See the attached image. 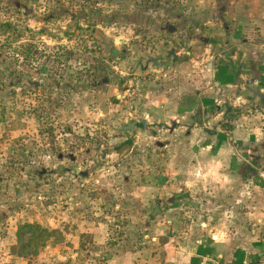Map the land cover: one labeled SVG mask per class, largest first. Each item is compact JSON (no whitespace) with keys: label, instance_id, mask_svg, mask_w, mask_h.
<instances>
[{"label":"rangeland","instance_id":"rangeland-1","mask_svg":"<svg viewBox=\"0 0 264 264\" xmlns=\"http://www.w3.org/2000/svg\"><path fill=\"white\" fill-rule=\"evenodd\" d=\"M233 1L0 0V264H108L112 242L140 246L145 218L132 213L124 199L140 195L143 187L131 182L143 180L148 163L158 162V149L153 139L147 144L143 131L129 154V133L121 126L144 106L139 91L148 82L170 91L175 101L189 99L180 87L200 84L207 104L243 107L248 118L259 115L263 122L264 113L253 115V101L237 98L242 81L236 84L228 74L217 82L205 68L209 60L213 65L212 53L224 58L238 51L237 19L224 24ZM223 27L234 37L220 43L223 52L202 42L216 34L224 40ZM244 31L254 36L253 28ZM184 55L201 63L192 62L191 72ZM216 60L214 67H224L233 59ZM158 64L162 69L154 73ZM195 96L191 100L204 105ZM183 116L179 125L192 122ZM239 120L234 116L233 126ZM221 121L222 116L214 128L223 130ZM148 127L159 125L153 121ZM165 133L158 137L161 148ZM148 146L155 152L147 157ZM161 168L168 170L163 163ZM183 209L191 215L192 202ZM24 223L57 229L61 241L50 237L34 254H11Z\"/></svg>","mask_w":264,"mask_h":264},{"label":"crops","instance_id":"crops-1","mask_svg":"<svg viewBox=\"0 0 264 264\" xmlns=\"http://www.w3.org/2000/svg\"><path fill=\"white\" fill-rule=\"evenodd\" d=\"M233 5L234 10L226 14L228 18L223 16L226 17V22L223 23L229 27L231 20L237 19L234 27L239 32L238 51L231 56L225 53L227 55L225 57L223 54L228 61L231 62L233 59L231 64L228 63L224 67L216 64L214 67L215 59L222 64L224 58H217L212 53L209 59L212 58L213 65L209 60L205 68L217 82H221L228 74L237 78L236 84L242 81L240 86L242 91L239 90L237 98L253 101V115L256 112L262 114L264 113V68L262 67L264 0H236L233 1ZM223 23L221 26L224 25ZM247 27L253 28L254 36H244ZM225 29L226 27H223L224 40H220V35L216 34L203 38L202 42L212 48L213 46L221 48L220 43L226 44L234 39L230 30L225 32ZM220 51L224 50L221 48ZM183 57L190 61L186 68L191 72L192 62H196V66L201 63L193 56ZM237 57L239 62H233ZM232 63L237 67L235 68ZM158 69H162L159 64L154 66V73L159 71ZM173 69L178 70V67ZM200 72L201 69L195 75ZM246 77H252V80H247ZM155 87L148 82V89L143 88L139 91V96L145 99L144 106L140 105V110L135 111V119L130 121L124 119L121 126L123 132L129 133L130 141L125 142L126 146H130L129 154L133 153L136 138L143 131L147 135V144L151 141L149 139H153L158 149L154 154L155 150H151L149 146L146 148V156L154 154L158 162L148 163L143 180L131 182L135 188L143 187L140 195L126 196L124 199L132 213L135 211L140 218H145L144 227L140 228L142 232L139 233L140 246L132 247L125 239L116 240L108 246L109 258L106 262L108 264H242L245 261H264V120L262 122L259 115L253 117L256 122L248 118L243 107L207 104L205 97H202L207 89L202 90L197 83L193 89L180 87L186 89L188 100L175 101L171 94H166L170 91L160 92ZM201 91L202 93L198 94ZM193 92L202 103L204 100L205 106H200L191 100ZM250 92L251 99L247 97ZM132 94L136 95L135 91ZM141 113L143 115H140ZM182 115L186 119L190 117L192 122L188 124L185 121L184 125H179L181 120L179 117ZM221 116L225 130L214 128ZM234 116L241 119L237 126H233ZM139 117L140 121L137 120ZM153 121L159 127L157 129L151 127L149 131L148 125ZM250 121H253L252 125L249 124ZM211 122L213 124L209 126ZM131 123L134 127L130 130L126 129ZM161 133H165L164 139L167 140L164 141L163 148L158 144ZM183 140H189L188 147ZM166 148L171 150L167 152L164 150ZM104 154L108 156L113 153L105 151ZM162 157H166L168 161H163ZM159 162L161 164H158ZM162 163L173 173L170 175L165 173L168 170L161 168ZM152 165L156 167L155 170ZM156 171L158 172L154 175ZM182 189L187 194L183 195ZM172 191L177 194L173 195ZM187 202H192L191 215H188L189 209H183ZM121 204L123 203L120 200L116 208H120ZM181 210L183 212L178 213ZM183 213L187 215L186 218L182 216ZM129 217L131 218L132 215ZM136 240L133 242L135 243Z\"/></svg>","mask_w":264,"mask_h":264},{"label":"trees","instance_id":"trees-1","mask_svg":"<svg viewBox=\"0 0 264 264\" xmlns=\"http://www.w3.org/2000/svg\"><path fill=\"white\" fill-rule=\"evenodd\" d=\"M108 51H111V48ZM97 68L101 69L100 66ZM61 235L59 230L43 228L37 223L21 224L15 233V243L10 245V253L18 256L34 254L50 237L56 239V242L61 241Z\"/></svg>","mask_w":264,"mask_h":264},{"label":"built area","instance_id":"built-area-1","mask_svg":"<svg viewBox=\"0 0 264 264\" xmlns=\"http://www.w3.org/2000/svg\"><path fill=\"white\" fill-rule=\"evenodd\" d=\"M242 264H264V261H245Z\"/></svg>","mask_w":264,"mask_h":264},{"label":"water","instance_id":"water-1","mask_svg":"<svg viewBox=\"0 0 264 264\" xmlns=\"http://www.w3.org/2000/svg\"><path fill=\"white\" fill-rule=\"evenodd\" d=\"M133 127H134V124L131 123L129 126L126 127V129H129V130H130V129H132Z\"/></svg>","mask_w":264,"mask_h":264}]
</instances>
